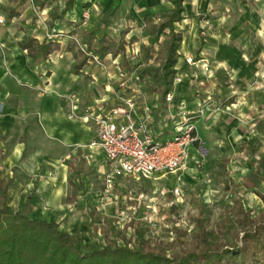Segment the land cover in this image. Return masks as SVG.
I'll list each match as a JSON object with an SVG mask.
<instances>
[{"label":"crops","instance_id":"0c3cea01","mask_svg":"<svg viewBox=\"0 0 264 264\" xmlns=\"http://www.w3.org/2000/svg\"><path fill=\"white\" fill-rule=\"evenodd\" d=\"M44 1L42 9L27 2L8 23L0 11V176L12 179V209H26L24 213L36 220L55 221L61 230L78 234L88 249L104 244L99 229L93 230L102 220L91 219L90 211L113 217L104 209L113 204L108 202L112 187L120 184L107 173V164H116L98 147L89 146L95 139L92 125L68 117V96L78 98L76 112L95 103L108 107L124 92V87L115 88L123 86L127 76L119 54H106L100 64L88 60L75 73L68 50L81 30L100 28L97 36L103 34L101 19L111 0H74L65 21L53 24L57 35L48 38L58 41L60 49L41 62L27 56L20 46L24 37L41 41L49 32L48 11L62 9L65 0ZM7 2L0 0V7ZM166 6L165 0H122L106 32L128 29L125 43L134 37V44H146L143 17L172 9ZM183 6L184 18L177 24L182 32L175 64L179 80L170 101L135 88L136 100L132 87L130 95L137 105L152 106L150 127L156 136L168 133L163 128L169 123L171 136L183 112L202 109L191 117L199 141L190 149L189 166H211L220 177V171H226L238 195L248 196L246 208L256 216L264 211L257 195L264 196V0H185ZM104 175L112 179L109 187L97 183ZM69 177L76 186L72 201L67 200Z\"/></svg>","mask_w":264,"mask_h":264},{"label":"trees","instance_id":"16d2710c","mask_svg":"<svg viewBox=\"0 0 264 264\" xmlns=\"http://www.w3.org/2000/svg\"><path fill=\"white\" fill-rule=\"evenodd\" d=\"M111 1L110 8L101 19L103 34L97 37L100 28L81 30L76 33L79 44L99 59L106 54L121 56L120 66L127 76V84L117 85L115 89L121 90L124 87V92H121L123 96L130 95L131 86L136 84L147 93H157L159 99L164 101L176 77L175 64L182 41V32L177 24L184 18L185 0H167L172 5L171 10L143 17L142 29L148 43L141 44L137 61H132L124 54L122 39L111 37L106 32L122 2ZM27 2L36 9L45 6L44 0H8L6 5L0 7L4 22L8 23L13 17H18ZM73 3L74 0H65L62 9L54 6L48 11L45 23L48 31L52 29L55 20L65 21V14L73 7ZM127 30L121 32L122 36ZM79 44L73 42L68 47L74 59L72 68L75 73H79L88 61ZM158 44L160 50L154 52ZM202 44L200 36L199 47ZM20 46L34 62L44 61L49 54L60 49L58 41L47 37L38 41L26 36ZM70 164L67 163L72 168ZM11 183L12 179L5 180L0 176V264H264V211L252 217V211L244 209L235 189L230 198L234 202L241 230L240 235L234 236V239L226 233V222H221L217 230H208L199 217L194 219L197 231L190 247H185L184 241L177 236L172 241L146 238L140 223L134 233L126 237L116 218L100 217L95 209H91L90 218L102 220L93 230L99 229L104 244L85 249L78 234L61 230L55 221L36 220L21 210L12 209L8 203ZM68 184L70 192L67 200L72 201L76 186L70 177ZM230 185L234 184L226 177L222 184L223 190L228 191ZM257 195L264 203V196ZM174 230L179 231L178 228ZM174 248H178L177 251Z\"/></svg>","mask_w":264,"mask_h":264},{"label":"rangeland","instance_id":"374dc122","mask_svg":"<svg viewBox=\"0 0 264 264\" xmlns=\"http://www.w3.org/2000/svg\"><path fill=\"white\" fill-rule=\"evenodd\" d=\"M165 4L167 5L166 8H170L171 4L167 0H165ZM152 15H155V13ZM185 28V26L182 27L183 30ZM120 34L109 33L110 36L125 41L124 36L121 38ZM133 38H130L128 43L124 42V45L128 47V49L124 47V54L132 61H137L142 43L134 44ZM160 47V44H158L154 48V52L160 50ZM126 84L127 82H125L124 86ZM131 87L143 92L142 87L139 85L133 84ZM136 89L134 90V95L137 100ZM198 114L196 110L190 113V117ZM183 118L184 116L181 119ZM163 129L168 130L169 134L165 131L162 132V135L158 137L160 141L170 137L172 124H167ZM107 165V173L111 174L110 176L114 177V181L121 186L119 185V188L112 187L110 191L112 198L108 202L113 204L109 205L108 207L110 208L104 209V211L107 213L111 212L114 215L113 217L116 218L117 224L126 233V237L134 233V229L140 223L143 226L142 229L146 238L148 237L153 241H172L173 237L177 236L184 241L185 247L187 245V247H190L197 231L194 221L195 217H199L203 226L208 230H217L219 224L224 221L227 223L226 233L229 238L234 239V236L240 235L241 228L237 222L238 216L234 202L230 198L235 188L230 185L229 190L225 191L221 183L227 176L226 171L222 172L221 170L220 172L224 174L220 177L218 172L216 173L212 170L211 166L207 168L198 167L196 164L189 166V162H187L186 168L177 173V176L183 173L177 182V177L174 174L163 176L155 174L150 178H133L117 172V166L114 168L110 163ZM106 179L104 175L101 177V181L97 183L107 186ZM175 185L180 187L178 196L173 195L171 192L172 187ZM245 195L244 193L240 197L244 209L247 207L248 197ZM21 211L26 212V209ZM104 211L102 210V212ZM246 211H249V209ZM251 211L253 215V210ZM175 228H178L179 231H175ZM84 248L86 249L85 246ZM177 249L174 248V251H177Z\"/></svg>","mask_w":264,"mask_h":264},{"label":"built area","instance_id":"2783aa9c","mask_svg":"<svg viewBox=\"0 0 264 264\" xmlns=\"http://www.w3.org/2000/svg\"><path fill=\"white\" fill-rule=\"evenodd\" d=\"M87 17L86 14L82 16L84 20ZM56 33L52 28L46 33V37L56 36ZM74 40L79 44L78 39ZM79 48L88 60L100 64L97 55L87 51L81 44ZM187 61L190 63L192 59L189 58ZM68 99L70 101L68 117L92 125L95 139L89 146L98 147L107 160L116 164L117 172L133 178L174 174L177 182L180 180L177 173L186 168L190 149L199 141L197 126L191 119L190 113L183 112L184 118L173 124L172 135L160 141L158 140L160 135L156 136L150 127L154 120L152 106L148 103L137 105L132 95H115V103L108 107L95 103L93 106L83 107L80 112H76L74 104L78 103V98L70 95ZM170 99L169 93L165 101L169 102ZM197 112L202 113V109ZM106 182L109 187L112 182L110 176L107 177ZM171 192L178 196L180 187L173 186Z\"/></svg>","mask_w":264,"mask_h":264},{"label":"bare ground","instance_id":"6f19581e","mask_svg":"<svg viewBox=\"0 0 264 264\" xmlns=\"http://www.w3.org/2000/svg\"><path fill=\"white\" fill-rule=\"evenodd\" d=\"M187 38H188V37H187ZM189 38H190V37H189ZM185 40H186V39H185ZM185 40H184V41H185ZM185 45H186V44H185ZM63 192H64V191H63ZM95 199H96V198H95ZM99 200H100V199H99Z\"/></svg>","mask_w":264,"mask_h":264}]
</instances>
